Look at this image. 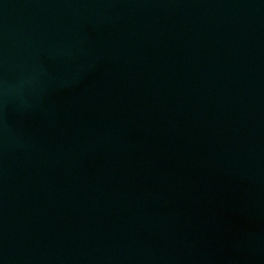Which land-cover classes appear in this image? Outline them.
I'll use <instances>...</instances> for the list:
<instances>
[{
	"label": "water",
	"instance_id": "95a60500",
	"mask_svg": "<svg viewBox=\"0 0 264 264\" xmlns=\"http://www.w3.org/2000/svg\"><path fill=\"white\" fill-rule=\"evenodd\" d=\"M134 0H0V190Z\"/></svg>",
	"mask_w": 264,
	"mask_h": 264
}]
</instances>
